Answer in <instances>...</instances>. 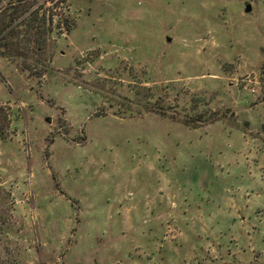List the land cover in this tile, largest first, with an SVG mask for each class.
Listing matches in <instances>:
<instances>
[{
  "label": "rangeland",
  "instance_id": "1",
  "mask_svg": "<svg viewBox=\"0 0 264 264\" xmlns=\"http://www.w3.org/2000/svg\"><path fill=\"white\" fill-rule=\"evenodd\" d=\"M49 5L0 55V264H264V0Z\"/></svg>",
  "mask_w": 264,
  "mask_h": 264
},
{
  "label": "trees",
  "instance_id": "2",
  "mask_svg": "<svg viewBox=\"0 0 264 264\" xmlns=\"http://www.w3.org/2000/svg\"><path fill=\"white\" fill-rule=\"evenodd\" d=\"M45 2L46 0H0V55L12 52V55L19 56L22 53L19 50L20 44L29 42L36 51L39 50L37 52H41L53 24V5L44 6ZM42 7L43 10L39 13Z\"/></svg>",
  "mask_w": 264,
  "mask_h": 264
},
{
  "label": "water",
  "instance_id": "3",
  "mask_svg": "<svg viewBox=\"0 0 264 264\" xmlns=\"http://www.w3.org/2000/svg\"><path fill=\"white\" fill-rule=\"evenodd\" d=\"M249 10H250V4L249 3H245V5H244V11L245 12H248ZM166 39L169 40V37L167 36Z\"/></svg>",
  "mask_w": 264,
  "mask_h": 264
},
{
  "label": "built area",
  "instance_id": "4",
  "mask_svg": "<svg viewBox=\"0 0 264 264\" xmlns=\"http://www.w3.org/2000/svg\"><path fill=\"white\" fill-rule=\"evenodd\" d=\"M263 86H264V83H263ZM251 91H253V92H254V91H255V88H254V87H252V88H251Z\"/></svg>",
  "mask_w": 264,
  "mask_h": 264
}]
</instances>
